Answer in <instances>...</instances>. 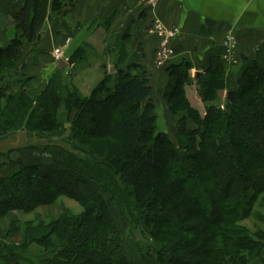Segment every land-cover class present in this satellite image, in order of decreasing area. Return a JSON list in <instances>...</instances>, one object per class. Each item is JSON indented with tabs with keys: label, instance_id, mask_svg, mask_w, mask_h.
<instances>
[{
	"label": "trees",
	"instance_id": "obj_1",
	"mask_svg": "<svg viewBox=\"0 0 264 264\" xmlns=\"http://www.w3.org/2000/svg\"><path fill=\"white\" fill-rule=\"evenodd\" d=\"M64 6L65 0H25L14 15L19 34L0 46V138L22 130L51 140L36 146L48 158L20 160L0 174V219L8 221L0 264H264V213L256 210L264 209V47L242 57L236 75L223 51L210 54L198 78L188 60L170 64L164 97L176 120L172 138L157 127L148 71L133 61L125 38L106 51L116 71L103 61V78L90 95L65 82L59 66L47 83L33 86L38 76L26 71L41 64L22 62L23 49L40 42L46 11ZM86 54L81 45L71 63ZM193 83L204 115L187 95ZM231 90L237 94L228 108ZM111 143H119L118 152ZM63 197L83 212L63 207L55 218L27 221L15 213ZM117 214L135 237L140 232L144 263L127 256ZM253 216L263 226L243 224Z\"/></svg>",
	"mask_w": 264,
	"mask_h": 264
},
{
	"label": "crops",
	"instance_id": "obj_2",
	"mask_svg": "<svg viewBox=\"0 0 264 264\" xmlns=\"http://www.w3.org/2000/svg\"><path fill=\"white\" fill-rule=\"evenodd\" d=\"M24 2L0 0V42L4 35L8 43L19 34L14 15ZM65 3L67 6L61 10L65 13L46 11L38 24V34L44 35L43 45L49 50L66 39L71 40L69 55L81 45L86 47L85 58L74 65L77 69L74 84L80 89L79 84H86L89 74L97 67L102 68L103 61L108 72L114 73V58L106 51L114 49L117 38H125L133 61L148 71L153 100L159 92L161 101L155 102L164 114L168 111L163 97L170 64L188 60L192 64V76L198 78L209 66L210 54L223 51L226 36L233 33L238 41L236 62L227 69L236 75L242 66V57H252L264 47V0H75L71 7L69 0ZM156 19L181 29L172 42L175 56L165 67L155 64L159 38L152 24ZM48 69L53 70L54 66ZM186 89L192 105L204 115L205 106L197 85L193 83ZM38 155L44 159L49 157L41 152Z\"/></svg>",
	"mask_w": 264,
	"mask_h": 264
},
{
	"label": "rangeland",
	"instance_id": "obj_3",
	"mask_svg": "<svg viewBox=\"0 0 264 264\" xmlns=\"http://www.w3.org/2000/svg\"><path fill=\"white\" fill-rule=\"evenodd\" d=\"M65 6L67 4L65 3ZM64 6V7H65ZM69 7H71V3L68 4ZM63 7V8H64ZM7 35H4L2 38V41L0 42V46H4L7 44ZM44 35H40V42L34 46L32 44L27 43L25 45V49H23V57H22V62H25V60L29 58H37V60L40 62L41 65L38 66L37 69H33V66H30L31 71H26L29 76H35L37 75L38 78L33 79L32 83L33 86L40 88L44 83H47L49 79L51 78V71L52 69H48L49 66H57V54L58 55H63L62 59H65L67 61V66L64 69V74H65V82L67 83H73L74 82V74L75 72L77 73L76 69V63H71L70 61V55L68 54L69 46H70V41L66 39V42L63 44L52 47V50L46 49L43 45L45 43V40L43 39ZM173 42V41H172ZM66 43V44H65ZM160 46V40L159 44L155 53V64H156V57L157 53L159 50ZM35 48H40L43 50H46L47 53H43L40 56L38 54H35L33 51ZM68 50V51H67ZM59 51V52H58ZM36 52V51H35ZM104 51L101 53L103 56ZM26 55V56H25ZM25 56V57H24ZM31 60V59H30ZM50 64V65H49ZM165 67V66H163ZM76 69V70H75ZM51 70V71H49ZM103 77V69L102 68H95L88 76L86 79V84L81 85L79 84L80 87V92L84 96L90 95L91 91L94 86L102 79ZM35 87V88H36ZM163 95V94H162ZM227 96V94H226ZM164 101L166 102L165 97H163ZM162 100V101H163ZM154 101H158L160 103L161 98L159 96V92H156L154 95ZM167 106V103H166ZM167 112L166 114L163 113L161 107L157 108L158 113V129L162 131H168L172 138H174L176 134V129H175V117L169 112L168 106H167ZM64 111V110H62ZM63 120L65 121L67 117L65 114L62 112ZM168 118L170 121H168ZM168 123V124H167ZM169 125V126H168ZM102 126V124H101ZM51 142V140H47V138L40 136L39 134H28L25 131L19 130L15 131L11 134H8L4 137L0 138V174L2 175H8L10 174L13 170H15L18 167V163L20 160L26 162H35L38 159L42 158L41 156L38 155L37 148L36 146L42 144H48ZM100 142V141H99ZM98 142V143H99ZM102 144V141L101 143ZM103 146V145H102ZM29 147H35V148H29ZM23 148V150H22ZM27 148V149H26ZM113 153L118 152L119 149V143H111L110 146ZM7 155V156H5ZM43 159V158H42ZM59 203H55L50 206H43L40 209H38L36 212H31L30 213H23V212H15L16 215L21 218L23 221L27 220H33V219H39V218H55L59 215L60 211L62 210L63 207L67 208L69 211H71L73 214H80L83 212V207L75 200L63 197L62 199L59 200ZM256 210L260 211L261 213H264L263 208L257 207ZM118 226L122 232V244L124 246L125 252L127 256L131 259L134 260L136 263L143 262V259L141 257V253L137 249V239L141 238V234L139 231H136L135 234L137 235L135 237L134 234H132L129 230V227L125 226V222L123 219L120 217L119 214H117L116 217ZM257 218L253 216L250 219L244 220L243 224L247 225L251 229H255L257 224ZM262 224V223H261ZM260 224V225H261ZM263 226V224H262ZM264 227V226H263ZM8 231V221L6 218L0 219V237H4L6 235V232Z\"/></svg>",
	"mask_w": 264,
	"mask_h": 264
},
{
	"label": "built area",
	"instance_id": "obj_4",
	"mask_svg": "<svg viewBox=\"0 0 264 264\" xmlns=\"http://www.w3.org/2000/svg\"><path fill=\"white\" fill-rule=\"evenodd\" d=\"M152 30L160 40V46L156 57V66H166L175 56L172 41L179 36L181 29L177 26L169 27L162 20L156 19L152 24ZM237 45L238 41L235 34H228L224 41L222 54L224 55V60L228 66H231L236 62L235 50ZM62 54H57V62L63 58Z\"/></svg>",
	"mask_w": 264,
	"mask_h": 264
},
{
	"label": "water",
	"instance_id": "obj_5",
	"mask_svg": "<svg viewBox=\"0 0 264 264\" xmlns=\"http://www.w3.org/2000/svg\"><path fill=\"white\" fill-rule=\"evenodd\" d=\"M58 66L60 68H65L67 66V61L65 59H60L57 62ZM237 94V92L235 90H231L227 92V96H226V106L228 108H231L233 106V103L235 101V95Z\"/></svg>",
	"mask_w": 264,
	"mask_h": 264
}]
</instances>
